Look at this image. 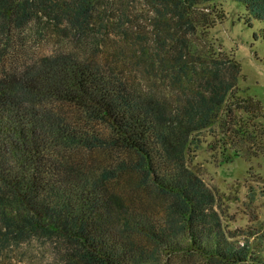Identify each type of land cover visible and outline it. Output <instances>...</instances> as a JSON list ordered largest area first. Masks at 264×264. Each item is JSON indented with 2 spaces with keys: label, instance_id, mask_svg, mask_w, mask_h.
Returning a JSON list of instances; mask_svg holds the SVG:
<instances>
[{
  "label": "trees",
  "instance_id": "trees-1",
  "mask_svg": "<svg viewBox=\"0 0 264 264\" xmlns=\"http://www.w3.org/2000/svg\"><path fill=\"white\" fill-rule=\"evenodd\" d=\"M221 1L151 0L159 16L170 12L187 24L197 11L206 19L204 8L222 19ZM236 1L264 22V0ZM103 2L0 0V250L36 236L64 249L63 264H161L176 253L250 262L248 241L231 242L214 214H203L214 195L186 162L220 111L227 117L234 107H261L250 97L230 102L233 74L214 70L202 91L172 109L102 64L98 46L91 56L39 50L49 29L76 41L102 35L110 13L108 4L100 11ZM142 59L155 68L142 56L136 62ZM223 134L236 139L234 147L249 137L235 120ZM224 139L206 149H221L231 163ZM156 204L166 206L160 223L146 210Z\"/></svg>",
  "mask_w": 264,
  "mask_h": 264
},
{
  "label": "rangeland",
  "instance_id": "rangeland-1",
  "mask_svg": "<svg viewBox=\"0 0 264 264\" xmlns=\"http://www.w3.org/2000/svg\"><path fill=\"white\" fill-rule=\"evenodd\" d=\"M103 1L100 11L108 4L110 13L102 35L92 31L82 41H76L67 33L49 29L37 47L47 54L57 49L91 56L98 46L96 57L102 64L125 71L141 91L154 93L172 109L202 91L204 79L212 78L214 70L229 78L235 75L230 102L250 97L251 103L257 102L261 109L248 113L232 106L234 112L227 117L225 111H220L216 123L205 131L202 148L196 153L188 152L186 165L214 195L212 209L203 214H214L231 242L241 244L247 240L253 248L250 262L241 264H264V22L236 0L221 1L222 19H215L204 8L206 19L197 11V17H190L194 21L190 25L170 12L159 16V7L151 0ZM180 53L183 57L178 58ZM139 56L155 62V68L143 59L141 64L136 62ZM234 120L249 135L236 147L231 144L236 139L223 134ZM222 138L229 142L231 163L223 162L221 149H206ZM157 205L146 210L154 213L155 222L160 223L166 206ZM206 221L207 227L212 221ZM63 251L53 240L36 236L18 243L10 240L0 250V264H63ZM161 264L214 263L198 255L176 253L163 255Z\"/></svg>",
  "mask_w": 264,
  "mask_h": 264
}]
</instances>
